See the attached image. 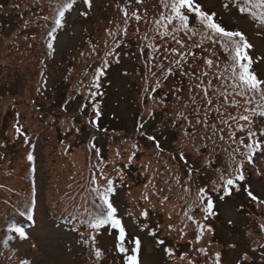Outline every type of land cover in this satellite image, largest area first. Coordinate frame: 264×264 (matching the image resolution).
Segmentation results:
<instances>
[{"label":"rangeland","instance_id":"1","mask_svg":"<svg viewBox=\"0 0 264 264\" xmlns=\"http://www.w3.org/2000/svg\"><path fill=\"white\" fill-rule=\"evenodd\" d=\"M64 2L0 0V229L13 190L36 216L15 240L0 231V264H127L137 238L139 264H264L261 89L241 94L219 37L190 33L195 13L183 29L161 0H75L57 27ZM195 2L245 34L264 81V27L230 0ZM107 186L127 254L119 229L91 226Z\"/></svg>","mask_w":264,"mask_h":264},{"label":"snow or ice","instance_id":"2","mask_svg":"<svg viewBox=\"0 0 264 264\" xmlns=\"http://www.w3.org/2000/svg\"><path fill=\"white\" fill-rule=\"evenodd\" d=\"M74 3L75 0H66V2L61 4L55 20V24L57 27L62 26V20L65 16V12L69 8H71ZM84 3H87L89 4V6H91V0H84ZM161 3L164 5V7H170L171 9L170 14H168L166 17H163L162 14V17L166 19L169 23L173 20H178L180 27L183 29H187L189 23V15H186L185 11L188 13H195L197 18L213 34L212 36H209L208 39L212 40L213 43H217V41L213 37H219L218 42L220 46L224 49V51H230L232 53V55L230 56V60L232 61V76L236 81V86L242 89L241 94H243V90L245 89L253 92H255L257 89H261L262 94H264V81L258 80L255 73L251 71L252 57L248 55V49H251L253 46L248 42L243 32L226 30V28L222 27L220 23L216 22L215 12L209 13L202 10L201 5L199 3H196L195 0H172L170 5L167 0H161ZM253 6L264 8V0H244V4L240 7V11H251ZM224 7L227 8L228 4L226 3ZM137 19H139L138 16ZM261 19L264 20V13H261ZM52 39H56L55 35L52 36ZM49 47H52L51 43L49 44ZM208 63L211 64L212 61L209 60ZM237 69L239 70L237 71ZM260 115L264 116V111H261ZM241 119L248 120L249 117L242 116ZM248 135L251 138L255 136L256 133L249 132ZM241 143H243V141H241ZM260 146L261 145L259 141H254L253 143L245 145V147H247L249 150V161L252 160V154L255 153L256 150L260 148ZM240 168H243L242 163L240 165ZM243 179L244 176L241 171L237 176L224 180L223 190L230 194L232 191V187L235 185V183L238 180ZM112 191L113 188L111 186H107L105 187V190L100 194L107 211L98 214L94 218V221L92 222L91 226L93 228H96L101 227L103 225H109L113 228L119 229V251L127 254L129 250L124 246L126 236L125 229L121 224V220L116 216L117 209L113 206L111 200L109 199V193ZM201 191H203V189H201ZM249 195H251V193H249ZM253 198L255 199V197ZM213 206L214 205L212 202H208L206 210L213 208ZM17 231L21 230L17 229ZM93 239H95V237H93ZM133 243V254L126 256L127 264H139L137 254L139 253L141 248V241L137 238L134 240ZM160 243L163 244L164 242L160 241ZM96 255L97 257L101 255L99 249L97 250ZM216 256L217 261H219V253H217ZM22 264H28V262L22 261Z\"/></svg>","mask_w":264,"mask_h":264},{"label":"trees","instance_id":"3","mask_svg":"<svg viewBox=\"0 0 264 264\" xmlns=\"http://www.w3.org/2000/svg\"><path fill=\"white\" fill-rule=\"evenodd\" d=\"M230 1L237 4L239 11H240V7L243 6V4H244V0H230ZM204 10H206V9H204ZM240 12L244 13L247 16H252L255 19V21L258 23L257 25H259V26L261 25L264 27V20L261 19V13H264V8L253 6L251 11L245 10V11H240ZM192 22H190V24ZM190 33H192L193 36H196L197 33H202L203 36L212 35L211 31L208 30L205 27V25L199 19H198V23L194 22L193 28L190 30ZM0 70H2V69H0ZM2 73H4L3 70H2ZM0 75L4 76V74H1V73H0ZM5 75H7V74H5ZM262 102H263L262 105L264 107V96H262ZM121 180L126 181V178L121 179ZM136 181H138L137 178H136ZM235 184H237V182ZM213 193L218 195V196L229 195L223 189H221L219 191H213ZM9 196H15V197H12V199L6 204L5 208H2V212H4L3 217H5V219L3 218V220L8 219L9 223L5 224V226H2L1 228H3V229H0V231L2 230V232L3 231L5 232V233L3 232L4 238L15 240V237L13 235L15 234L17 229H19L20 227L23 229H26V228H29L30 227L29 225H31L32 223H36V222H33V220H35L34 218L36 217L34 215L35 196L32 193L30 195L18 194L17 192H14V190L10 193ZM98 205H99V207L97 210V215L107 211L106 206L104 205L102 199L100 200ZM5 211H6V213H5ZM7 211H10V214ZM5 214L10 215V216H8L9 218L7 216H5ZM77 214L78 213L74 212V215H77ZM78 225L81 226V228L85 227V225L83 223L78 224ZM255 231H256L257 237L264 236V228L260 222L255 227ZM80 235H81V241L84 242V237L82 236V233ZM139 240L141 241V247H143V241L141 239H139ZM255 247H258V248L262 247V249H263L264 248V242L261 245L257 244V246H255Z\"/></svg>","mask_w":264,"mask_h":264},{"label":"bare ground","instance_id":"4","mask_svg":"<svg viewBox=\"0 0 264 264\" xmlns=\"http://www.w3.org/2000/svg\"><path fill=\"white\" fill-rule=\"evenodd\" d=\"M242 13V12H241ZM242 14H244V13H242ZM245 15V14H244Z\"/></svg>","mask_w":264,"mask_h":264}]
</instances>
